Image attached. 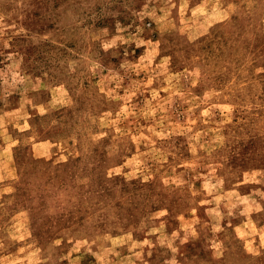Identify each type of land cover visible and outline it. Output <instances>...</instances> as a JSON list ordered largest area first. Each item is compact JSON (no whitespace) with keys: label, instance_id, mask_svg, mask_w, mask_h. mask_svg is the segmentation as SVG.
<instances>
[{"label":"rangeland","instance_id":"obj_1","mask_svg":"<svg viewBox=\"0 0 264 264\" xmlns=\"http://www.w3.org/2000/svg\"><path fill=\"white\" fill-rule=\"evenodd\" d=\"M0 264H264V0H0Z\"/></svg>","mask_w":264,"mask_h":264}]
</instances>
